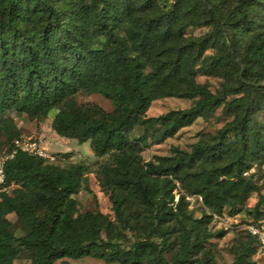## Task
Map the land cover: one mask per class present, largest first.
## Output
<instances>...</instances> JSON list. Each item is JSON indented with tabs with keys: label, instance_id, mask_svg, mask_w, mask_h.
Wrapping results in <instances>:
<instances>
[{
	"label": "trees",
	"instance_id": "obj_1",
	"mask_svg": "<svg viewBox=\"0 0 264 264\" xmlns=\"http://www.w3.org/2000/svg\"><path fill=\"white\" fill-rule=\"evenodd\" d=\"M205 24L209 32L186 34ZM201 70L228 83L212 92L197 81ZM262 80L264 0H0V137L10 150L21 136L10 112L41 121L55 110L58 135L88 140L95 156L109 158L98 177L114 214L79 210L74 196L86 181L84 164L59 166L18 150L5 164L10 191L0 195V264H14L21 248L30 250L29 264L83 257L215 264L205 246L215 235L212 216L195 217L186 197L236 207L257 192L249 223L264 217V195L248 174L264 164ZM81 91L112 100L113 110H84L71 101ZM165 97L192 103L147 116L151 102ZM219 107L234 115L215 141L144 160L149 135L173 137ZM9 215L24 224L22 235ZM254 240L264 251L248 232L233 246L230 264H251Z\"/></svg>",
	"mask_w": 264,
	"mask_h": 264
},
{
	"label": "rangeland",
	"instance_id": "obj_2",
	"mask_svg": "<svg viewBox=\"0 0 264 264\" xmlns=\"http://www.w3.org/2000/svg\"><path fill=\"white\" fill-rule=\"evenodd\" d=\"M231 4L233 2L231 1ZM211 30L210 24L200 26H190L186 30L187 35L199 36ZM214 49H209L211 54ZM241 71V70H240ZM197 81L205 84L212 92L220 90L228 80L220 75H214L205 70H201L197 75ZM264 85V80L260 82ZM234 95H228L230 99ZM71 101L81 106L84 110L90 111L94 106H99L106 112H111L114 108L112 100L102 96L99 93L81 91L71 97ZM192 103V99L165 97L156 99L151 102L147 110V116H156L171 109L185 108ZM56 111L53 110L49 115L41 120H29L23 115H16L10 112L17 126L21 130V136H32L40 139L41 144L46 148L48 153L57 156V160L52 162L59 166H67L69 163H82L86 167L85 184L74 196L78 202L81 212L87 210H99L108 215L110 219L114 218L111 209V202L108 193L104 190L99 181L98 171L103 164H108L107 156L97 157L93 154L89 141L78 142L75 138H67L58 135L51 128V119ZM234 113L226 110L224 107L217 108L213 113L206 117L197 118L191 125L179 130L173 137L157 140L154 136L149 135L146 139V147L142 152L145 161L154 159L157 155H168L173 147L189 150L191 145L198 140L212 142L216 140L218 131L233 118ZM258 120L264 123V112L257 114ZM142 132L141 129L135 130L133 135L137 136ZM9 142L5 137H0V153L7 151ZM70 152L71 156L60 157L58 153ZM251 180L259 186V192L264 195V164L252 165V169L248 172ZM177 190L184 191L180 183L177 182ZM176 199H177V191ZM259 194L252 192L248 195L243 206L232 207L229 203L223 202L218 208L207 207L198 196L187 195L188 209L191 210L195 217H199L201 213L206 212L212 216L209 224L210 230L215 234L205 244L212 250V259L215 264H230L233 261V246L239 241L248 239V232L245 226L253 219L250 212L258 201ZM264 212V203L260 206ZM9 218L14 221L12 229L15 235L19 236L25 232L22 221L16 219L13 215ZM254 252L251 264H264V251L258 248L257 242L252 241ZM31 252L27 249H20L14 264H29ZM70 264H118L107 263L103 260L83 257L77 260L67 259ZM54 264H60L56 261ZM147 264V263H144Z\"/></svg>",
	"mask_w": 264,
	"mask_h": 264
},
{
	"label": "built area",
	"instance_id": "obj_3",
	"mask_svg": "<svg viewBox=\"0 0 264 264\" xmlns=\"http://www.w3.org/2000/svg\"><path fill=\"white\" fill-rule=\"evenodd\" d=\"M18 150L41 157L45 162L57 160V156L48 153L46 148L41 144L40 139L36 137L20 136L14 139L12 148L0 153V195L10 191V185H7L5 182V164ZM245 228L256 237L259 247L264 250V217L258 219L256 222L248 223Z\"/></svg>",
	"mask_w": 264,
	"mask_h": 264
}]
</instances>
